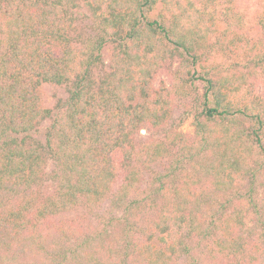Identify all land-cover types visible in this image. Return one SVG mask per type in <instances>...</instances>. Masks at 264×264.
<instances>
[{
  "label": "trees",
  "instance_id": "1",
  "mask_svg": "<svg viewBox=\"0 0 264 264\" xmlns=\"http://www.w3.org/2000/svg\"><path fill=\"white\" fill-rule=\"evenodd\" d=\"M223 1L0 0V264H264V15L249 42ZM104 203L91 250L67 214Z\"/></svg>",
  "mask_w": 264,
  "mask_h": 264
},
{
  "label": "rangeland",
  "instance_id": "2",
  "mask_svg": "<svg viewBox=\"0 0 264 264\" xmlns=\"http://www.w3.org/2000/svg\"><path fill=\"white\" fill-rule=\"evenodd\" d=\"M228 5H226V1H223L222 4L219 3L217 7L215 8V13L217 14L219 20V27L222 32L226 31L227 33L231 31H234L236 34L241 35L244 40H247L249 42H258L261 40L262 35L259 29V19L264 15V0H236L233 9L227 8ZM160 6H158L156 9H159ZM90 23L89 20L86 21V24ZM211 53L213 56H216V52L214 49L211 50ZM103 59L105 64L107 65L109 62V54H110V46H106L103 50ZM176 65V61L173 63L167 65L166 69H162L158 72L157 76L154 80V85L157 86L160 84V82L164 81L167 85L170 82V74L168 67L174 68ZM46 95L48 96L51 101H54L56 98L60 97L64 99L67 94L64 92L61 88H56L52 86H48L44 88ZM258 90V89H257ZM260 91V90H259ZM190 99H180L176 100V103L174 104L173 108V119L174 123H178L181 121L179 125V129L186 133L187 135H191L193 133V126H192V118L190 116L189 111L187 110V104H189ZM151 137H156L151 129H148L146 127L142 128L137 135V140H146ZM164 163L160 162L157 163L155 166V169L163 171L164 170ZM53 168L52 164L49 161L47 172H49ZM145 182L148 181V176L145 175L144 177ZM145 182L143 184H145ZM54 183L50 180L44 181L42 184V190L49 194L53 190ZM146 185V184H145ZM145 185H143L145 187ZM148 212L141 215V220L139 224L143 223L144 215H146ZM115 215H121V212L114 213ZM75 215L77 219H82V228L85 230L82 236V238L86 237L87 235H90L91 237V243L92 248L87 247L88 249H96L99 250V235L93 233L94 230L97 228H100L103 225V220L107 219V216L110 215L109 212V205L108 203H104L103 207L95 212H86L85 210H80L78 212H72L67 214L69 218H72V216ZM57 221H54L56 223ZM248 223H250V220H248ZM113 230L111 227H108V232ZM89 232V233H87ZM87 233V234H86ZM56 239H60V236L54 235ZM103 239V247H101L100 251L96 254V256L99 258L115 261L118 256L116 253L111 252L110 248H112L110 239L107 237L102 238ZM73 238L71 239V242H73ZM50 242V241H49ZM47 242V244L49 243ZM111 257V258H109ZM32 258H27L26 261H31ZM20 263H23V259L19 258ZM181 262V260H180ZM8 264H16L14 261H9ZM202 264V263H198Z\"/></svg>",
  "mask_w": 264,
  "mask_h": 264
}]
</instances>
